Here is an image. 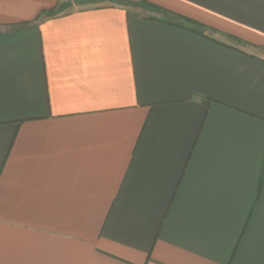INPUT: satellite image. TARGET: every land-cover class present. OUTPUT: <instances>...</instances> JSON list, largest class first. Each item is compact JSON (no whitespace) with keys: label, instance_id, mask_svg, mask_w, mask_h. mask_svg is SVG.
I'll return each mask as SVG.
<instances>
[{"label":"crops","instance_id":"0c3cea01","mask_svg":"<svg viewBox=\"0 0 264 264\" xmlns=\"http://www.w3.org/2000/svg\"><path fill=\"white\" fill-rule=\"evenodd\" d=\"M0 264H264V0H0Z\"/></svg>","mask_w":264,"mask_h":264},{"label":"trees","instance_id":"16d2710c","mask_svg":"<svg viewBox=\"0 0 264 264\" xmlns=\"http://www.w3.org/2000/svg\"><path fill=\"white\" fill-rule=\"evenodd\" d=\"M142 4L143 5L145 4V6L149 10L160 14L161 19L163 21H165V22H168V23H171V24L180 25V26H184V27L190 28L193 31L202 33L205 36L210 37L207 33H205L206 29H205V27H203V25L198 24V23L192 21L191 19H189L187 17L180 16V15H172L167 10L163 9L162 7L154 5V4H151V3L143 2Z\"/></svg>","mask_w":264,"mask_h":264}]
</instances>
